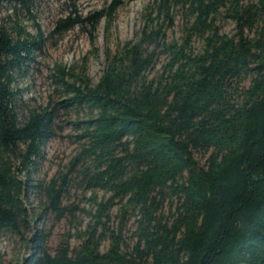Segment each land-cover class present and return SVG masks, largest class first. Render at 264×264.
<instances>
[{
	"label": "trees",
	"instance_id": "trees-1",
	"mask_svg": "<svg viewBox=\"0 0 264 264\" xmlns=\"http://www.w3.org/2000/svg\"><path fill=\"white\" fill-rule=\"evenodd\" d=\"M3 1H14L16 19L0 25V238L31 244L24 264H264V0H156L166 18L179 8L186 22L182 43L163 41L169 61L159 73L149 75L156 50L148 45L163 33L144 28L139 40L107 51L97 83L85 65L58 66L60 99L39 108L16 85L44 40L17 22L18 7L31 12L35 0ZM123 3L68 16L56 31L111 22ZM225 13L236 21L233 35L222 31ZM193 36L204 46L190 53ZM73 109L87 117L75 122L68 171L45 183L19 178L42 159L61 112ZM72 179L110 196L77 245L66 238L51 250L46 226L29 235L24 198L34 193L44 214L63 218ZM116 201L139 215L132 243L108 223Z\"/></svg>",
	"mask_w": 264,
	"mask_h": 264
},
{
	"label": "rangeland",
	"instance_id": "rangeland-1",
	"mask_svg": "<svg viewBox=\"0 0 264 264\" xmlns=\"http://www.w3.org/2000/svg\"><path fill=\"white\" fill-rule=\"evenodd\" d=\"M111 1L35 0L31 12L18 7L19 25L36 37L44 38L35 52V59L29 63L25 74L17 79L16 85L23 90L22 98L27 106L39 108L49 101L60 99L61 90H58L60 88L56 82L59 76L58 66L82 71L85 65L91 80L97 83L107 68V51L115 54L127 42L139 40L144 28L154 31L161 29L163 33L159 45L157 42L148 45L149 50H156L155 64L149 70V75H156L168 63L169 55L164 51L162 43L173 40L182 43L186 34V22L179 8L172 11V19L166 18L158 9L156 0H124L111 22L104 16L96 27L84 21L63 32L56 31L59 20L68 16H80L83 19L104 10ZM242 1L250 3L258 0ZM14 5V1L0 3V25H15L16 17L12 12ZM220 24L223 32L229 35L236 32V21L226 13L222 15ZM203 46V39L193 36L189 40L188 50L190 53L198 52ZM86 117L83 110L61 112L57 120L59 128L56 135L45 142L42 159L29 170L19 169V178L24 180L30 175L32 183H45L58 174L66 173L78 149L75 135L79 131L75 122ZM109 196L110 193L104 190H88L80 180L72 179L70 192L65 199V205L69 209L63 218H57L52 213L44 214V203L34 193H30L24 198L32 225L28 233L31 236L35 227L44 225L47 230L52 231L49 241L51 250L66 238L70 239L72 245H77L82 232L92 222V213L96 212L97 203L105 201ZM172 207L170 202L165 204L166 215L169 216ZM138 218V213L131 209L125 211L122 204L116 201L110 210L108 223L116 232L121 230L128 243H132L135 241ZM108 245V242H104L103 249ZM31 252L32 246L26 240L19 237L0 238V264H24Z\"/></svg>",
	"mask_w": 264,
	"mask_h": 264
}]
</instances>
